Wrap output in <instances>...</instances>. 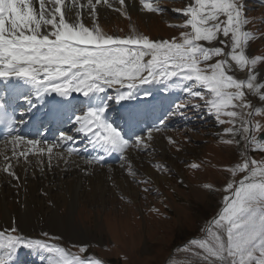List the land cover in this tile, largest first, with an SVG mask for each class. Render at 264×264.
<instances>
[{"label":"snow or ice","instance_id":"snow-or-ice-1","mask_svg":"<svg viewBox=\"0 0 264 264\" xmlns=\"http://www.w3.org/2000/svg\"><path fill=\"white\" fill-rule=\"evenodd\" d=\"M133 6L178 14L179 23H168L178 34L153 39L134 24L125 35L101 27V7L131 21ZM248 11V0H186L172 9L160 0H0V179L19 187L30 168L44 173L62 163L106 175L119 189L115 158L119 176L147 194L153 180L138 178L136 160L151 155L155 134L180 152L166 135L169 122L189 112L210 117L232 159L220 177L198 181V199L223 195L177 246L181 264H264V53L251 49L264 33L248 30ZM185 164L204 170L202 161ZM42 236L22 233L15 220L0 227V264H19L24 250L44 264H104L85 255L88 245L73 252L62 237Z\"/></svg>","mask_w":264,"mask_h":264},{"label":"rangeland","instance_id":"rangeland-1","mask_svg":"<svg viewBox=\"0 0 264 264\" xmlns=\"http://www.w3.org/2000/svg\"><path fill=\"white\" fill-rule=\"evenodd\" d=\"M160 2L163 7L172 9L182 8L186 0ZM248 8L247 14L253 20L248 25V30L257 35L264 33V0H248ZM129 14L131 21L119 13L101 7L99 23L106 32L119 35H125L130 24H134L138 31L153 39L178 34L177 29L168 27L169 22H180L176 13H165L162 16L141 13L133 6ZM121 29L123 31H120ZM251 49L264 53V38L251 42ZM160 98L158 96L157 100ZM219 131L221 126L216 125L210 117L193 112H189L186 118L175 117L169 122L166 135L176 139L183 150L177 152L173 146L168 145L163 135L155 134L159 141L153 142L152 148L149 149L151 155L141 153L138 156V161H141H136L137 167L143 165L140 167L141 177L138 178H143L145 174L151 175L147 173V168L155 173L154 177H151L153 183L149 185L153 189L152 192L146 194L141 191V187L130 184L136 188V194L128 195L123 191L128 183L122 184L116 173L114 176L120 184L119 189H114L112 181L108 179L89 183L88 192L80 196V206H77L74 213L77 229H69L61 223L58 227V222L57 228L54 222L53 228L37 226L35 215L36 218L57 216L62 219L70 208L68 200L57 207L56 200L58 201L60 191H57L55 200L49 191L43 190L38 193L41 200L32 202L31 219L36 226L18 225L19 230L30 237L44 238V232L60 236L61 244L73 252H78L81 245H88L85 255L99 258L104 264H181L185 254L177 251V246L185 236L195 234L202 222L201 218H209L221 203L222 193L198 199L201 195L198 181L220 177V167L232 159L229 152L223 151V146L217 142L215 133ZM186 137L188 142L185 141ZM149 161L167 165L170 173L165 175L155 172L149 166ZM186 161H202L204 170L192 172L186 167ZM181 179L183 184L179 182ZM63 194L66 196L64 192ZM121 195H124V200L120 199ZM21 198H27L25 188L21 187L15 189L12 196L5 200L0 194V227L11 226L6 225L4 217L15 208L19 211H29L26 200H22L23 203ZM151 207L158 208L159 214L149 211ZM19 264H44V261L39 255L24 250L19 254Z\"/></svg>","mask_w":264,"mask_h":264},{"label":"bare ground","instance_id":"bare-ground-1","mask_svg":"<svg viewBox=\"0 0 264 264\" xmlns=\"http://www.w3.org/2000/svg\"><path fill=\"white\" fill-rule=\"evenodd\" d=\"M100 10L101 8L99 9V11ZM158 101L159 100L156 99L155 101H153V103H158ZM155 141H159L158 138H156ZM139 158L140 157H137L136 161H138ZM109 163L114 166V168L116 169L114 173L118 174L119 176V172H118L119 161L113 158L112 160L109 161ZM146 170L147 173L149 172L151 174L150 175L151 177H154L155 173L153 171L151 172L149 168H147ZM17 171L20 172L19 169H17ZM20 174L22 177L25 175V173L23 172H20ZM26 175H27L26 183L23 182L22 180L19 187L25 188L26 190L27 198L25 199L21 198V201L26 200L27 202L26 206L27 209H29V211L27 212L23 210L24 211L23 212V211H19L18 208H15L14 211H12L9 214H6V216L4 217V220H6L4 221L6 225L9 224L11 225V222L15 220V223L19 226L21 225L36 226V224H34V222L31 219L33 216L32 202L35 200L36 201L41 200V198L39 197L40 194L38 195V193L40 191L46 190L47 192L49 191L50 195H53L52 197H55V200L57 198L56 196L58 195L57 191H60L58 195V201L56 200L57 207L59 208L60 203L64 202L65 200H68L70 208L68 210V214L65 217H62V219H59L57 216H53V217L51 216L50 218H44L40 216L36 218L35 215L34 220L37 221L36 222L37 226L45 227V228L48 227L53 228L52 225L54 222V226L57 228V222H58V227H60V223H61L62 225L67 226L69 229L72 228L77 229L74 224V213L76 211L77 206H80V199H81L80 196L88 192L87 187L89 186V183L96 182L97 180L103 182L107 179V176L103 174L85 175L83 172L75 168L65 169V166L62 163L60 164L59 167H53L51 170L45 168L44 173H40L39 171L30 168ZM119 179L122 184H125V180L122 177L119 176ZM19 187L15 186L14 184H9L3 179H0V194L4 198L3 200L8 199V196H12L15 189ZM135 189L136 188H134L132 185L130 186V184H128L125 185L123 191L130 196H134L136 194L134 193L136 192ZM63 192L66 194V196L63 194ZM89 203L94 204L93 202H89Z\"/></svg>","mask_w":264,"mask_h":264}]
</instances>
